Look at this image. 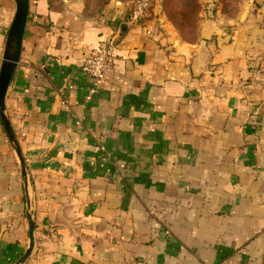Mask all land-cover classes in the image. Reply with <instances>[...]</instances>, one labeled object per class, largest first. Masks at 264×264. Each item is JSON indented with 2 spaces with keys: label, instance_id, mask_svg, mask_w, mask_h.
<instances>
[{
  "label": "crops",
  "instance_id": "crops-1",
  "mask_svg": "<svg viewBox=\"0 0 264 264\" xmlns=\"http://www.w3.org/2000/svg\"><path fill=\"white\" fill-rule=\"evenodd\" d=\"M29 0L0 126V264H264V0H198L192 36L160 5ZM14 0H0V64ZM151 29L148 31L147 29ZM115 49L88 97L83 58ZM29 200V203H28Z\"/></svg>",
  "mask_w": 264,
  "mask_h": 264
},
{
  "label": "water",
  "instance_id": "water-1",
  "mask_svg": "<svg viewBox=\"0 0 264 264\" xmlns=\"http://www.w3.org/2000/svg\"><path fill=\"white\" fill-rule=\"evenodd\" d=\"M14 2L15 11L5 37L2 59L0 64V121L12 148L14 149L17 155L20 170L23 175L24 181L26 182L27 173L25 160L18 144V140L16 138L14 130L12 128V125L10 123V120L8 118V115L6 113L5 103L8 87L14 76L17 64L20 59L23 33L29 11V0H14ZM27 218L28 244L25 250L23 251L22 255L13 264H19L24 262L31 254L34 245V222L30 212H28Z\"/></svg>",
  "mask_w": 264,
  "mask_h": 264
},
{
  "label": "built area",
  "instance_id": "built-area-1",
  "mask_svg": "<svg viewBox=\"0 0 264 264\" xmlns=\"http://www.w3.org/2000/svg\"><path fill=\"white\" fill-rule=\"evenodd\" d=\"M157 2L159 0H130V10L126 21L129 24L145 22V18L150 13L151 5ZM147 30L151 31L150 28ZM114 49V40L108 38L103 45L98 46L88 56L83 58L81 69L92 81L88 97L97 92L98 87L104 80V69L106 64L112 60ZM261 108L264 110V100L261 102Z\"/></svg>",
  "mask_w": 264,
  "mask_h": 264
},
{
  "label": "rangeland",
  "instance_id": "rangeland-1",
  "mask_svg": "<svg viewBox=\"0 0 264 264\" xmlns=\"http://www.w3.org/2000/svg\"><path fill=\"white\" fill-rule=\"evenodd\" d=\"M115 1L116 0H83L82 3L84 4V8L86 10H89L90 12H97L104 8L106 3H113ZM120 1H122L121 5L125 7L128 4V0ZM158 4H161L160 11H163L167 18H170L175 22L176 27L182 34L192 36V33L196 30L194 17H197L199 12L200 4L198 0H159V2L153 3L151 7L153 8ZM152 8L145 20L156 16V13Z\"/></svg>",
  "mask_w": 264,
  "mask_h": 264
},
{
  "label": "trees",
  "instance_id": "trees-1",
  "mask_svg": "<svg viewBox=\"0 0 264 264\" xmlns=\"http://www.w3.org/2000/svg\"><path fill=\"white\" fill-rule=\"evenodd\" d=\"M0 126L2 127L1 121H0Z\"/></svg>",
  "mask_w": 264,
  "mask_h": 264
}]
</instances>
